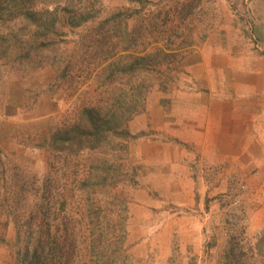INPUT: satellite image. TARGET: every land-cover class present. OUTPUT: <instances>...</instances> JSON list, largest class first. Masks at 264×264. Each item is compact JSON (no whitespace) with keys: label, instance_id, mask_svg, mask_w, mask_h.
Returning a JSON list of instances; mask_svg holds the SVG:
<instances>
[{"label":"rangeland","instance_id":"rangeland-1","mask_svg":"<svg viewBox=\"0 0 264 264\" xmlns=\"http://www.w3.org/2000/svg\"><path fill=\"white\" fill-rule=\"evenodd\" d=\"M90 2L95 16L72 26L62 0H0V264H21L25 248L41 239L72 241L69 264H88L81 184L89 179L91 160L101 156L113 159L121 173L102 202L115 225V264H264V130L257 132L262 145L246 144L241 157L219 164L201 159L184 142L179 166L140 165L132 151L135 139L173 140L164 129L166 115L182 116L181 105L189 108L198 92L207 91L199 87L197 65L207 39L229 37L264 54V0H199L181 22L172 12L165 27L159 17V29L171 35L173 47H184L183 56L154 75L142 110L127 124L138 135L128 140V153L67 155L48 142L95 95L96 68L89 74L92 67L81 60L83 35L115 9L131 13L130 28L183 0H71V8ZM53 17L52 31L37 37L38 23ZM19 39L33 50L22 65L13 59ZM39 41L49 45L36 48ZM66 63L73 66V85L58 86ZM184 112L191 117L194 110ZM188 151L193 155L187 159Z\"/></svg>","mask_w":264,"mask_h":264},{"label":"trees","instance_id":"trees-1","mask_svg":"<svg viewBox=\"0 0 264 264\" xmlns=\"http://www.w3.org/2000/svg\"><path fill=\"white\" fill-rule=\"evenodd\" d=\"M198 1L183 0L180 5L150 14L130 28L126 18L131 13L127 14L126 8H118L83 35L81 60L92 67L89 68V74L93 67L96 68L95 95L93 100L75 111L74 119L50 134L48 145L52 151L67 155H77L82 151L111 156L116 152H123L124 155L128 153V140L138 135L132 134L127 124L142 110L154 75L160 74L164 66L169 67L183 56L184 47L172 46L171 35L166 34L163 28L159 29L158 18L164 25L161 27H165L173 12L176 21L181 22ZM93 8V2L81 9H74L71 8V0H62L61 9L67 14L68 23L72 26L81 25L94 17ZM54 21L55 17L38 23L41 29L36 36L41 37L52 31ZM48 45L49 42L39 41L36 48ZM31 51L27 42L20 40L13 59L20 65L24 61L29 62ZM72 67L66 63L59 70L58 86L73 85L69 75ZM119 168L110 157H95L88 166L89 179L81 184L88 220V264H115L112 255V248L118 247L112 238L115 225L107 214V202H104L105 206L102 202L104 195L117 187V179L121 174ZM73 246L72 241L44 242L41 239L34 247L25 248L18 259L21 264H69Z\"/></svg>","mask_w":264,"mask_h":264},{"label":"crops","instance_id":"crops-1","mask_svg":"<svg viewBox=\"0 0 264 264\" xmlns=\"http://www.w3.org/2000/svg\"><path fill=\"white\" fill-rule=\"evenodd\" d=\"M246 45L229 37L218 43L205 41L197 65L199 87L207 91L198 92L197 102L189 108L181 103L182 116L175 113L179 120L173 114L171 118L166 115L164 129L167 135L174 136L173 140L167 143L142 138L133 141L132 151L139 164L179 166L184 162L185 152L180 142L196 148V155L213 164L238 159L246 144L262 145L257 132L264 130V54H257ZM259 50H264V42ZM188 109L194 110L191 117L185 115ZM191 155V151L185 153L187 159ZM143 169L141 166L140 170Z\"/></svg>","mask_w":264,"mask_h":264}]
</instances>
